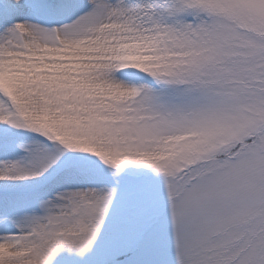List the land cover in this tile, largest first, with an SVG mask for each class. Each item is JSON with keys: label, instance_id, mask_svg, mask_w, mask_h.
I'll list each match as a JSON object with an SVG mask.
<instances>
[{"label": "snow or ice", "instance_id": "snow-or-ice-1", "mask_svg": "<svg viewBox=\"0 0 264 264\" xmlns=\"http://www.w3.org/2000/svg\"><path fill=\"white\" fill-rule=\"evenodd\" d=\"M0 264H264V0H0Z\"/></svg>", "mask_w": 264, "mask_h": 264}]
</instances>
